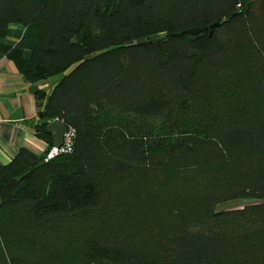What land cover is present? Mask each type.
Instances as JSON below:
<instances>
[{
  "label": "trees",
  "instance_id": "1",
  "mask_svg": "<svg viewBox=\"0 0 264 264\" xmlns=\"http://www.w3.org/2000/svg\"><path fill=\"white\" fill-rule=\"evenodd\" d=\"M247 1L0 0L46 143L0 163V264H264V0ZM52 120L68 139L48 156Z\"/></svg>",
  "mask_w": 264,
  "mask_h": 264
},
{
  "label": "crops",
  "instance_id": "2",
  "mask_svg": "<svg viewBox=\"0 0 264 264\" xmlns=\"http://www.w3.org/2000/svg\"><path fill=\"white\" fill-rule=\"evenodd\" d=\"M10 28V36L0 37V42L13 44L21 37L22 29L15 24ZM23 55L28 57L29 51L24 50ZM31 85L23 79L14 63L1 54L0 163H6L21 147L36 154H41L46 148V143L36 137L32 129L37 123V109L34 93L29 90Z\"/></svg>",
  "mask_w": 264,
  "mask_h": 264
},
{
  "label": "water",
  "instance_id": "3",
  "mask_svg": "<svg viewBox=\"0 0 264 264\" xmlns=\"http://www.w3.org/2000/svg\"><path fill=\"white\" fill-rule=\"evenodd\" d=\"M250 0H248L245 4V8L248 6V3H249ZM219 24L218 21L214 22V23H211L205 27H193V28H188V29H185V30H182L180 32V34L182 33H187V34H196L198 32H201L203 29L206 30V29H212L213 27L217 26ZM165 33H160L158 35L162 36L164 35ZM178 33H173V35H176ZM158 35H153L152 37H156ZM145 39H139L138 42H143ZM29 90L32 91L33 93L36 92L37 88L35 85H31L29 87ZM46 132H48L51 136V139H52V144H53V148L55 149H59L63 143H64V137L67 133V128L66 126L59 120H52L50 121L47 126H46Z\"/></svg>",
  "mask_w": 264,
  "mask_h": 264
},
{
  "label": "rangeland",
  "instance_id": "4",
  "mask_svg": "<svg viewBox=\"0 0 264 264\" xmlns=\"http://www.w3.org/2000/svg\"><path fill=\"white\" fill-rule=\"evenodd\" d=\"M61 75H54L51 77H48L47 79L43 80L40 82V87L44 89L46 92H49L51 89L52 85L56 82V80L60 77ZM242 204V201H230L226 202L223 204H220L218 208H234Z\"/></svg>",
  "mask_w": 264,
  "mask_h": 264
},
{
  "label": "built area",
  "instance_id": "5",
  "mask_svg": "<svg viewBox=\"0 0 264 264\" xmlns=\"http://www.w3.org/2000/svg\"><path fill=\"white\" fill-rule=\"evenodd\" d=\"M67 139L68 138H67V133H66V135L64 137V140L67 141ZM56 151H57V149L52 148V150L48 153V156H52Z\"/></svg>",
  "mask_w": 264,
  "mask_h": 264
}]
</instances>
